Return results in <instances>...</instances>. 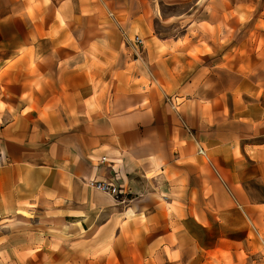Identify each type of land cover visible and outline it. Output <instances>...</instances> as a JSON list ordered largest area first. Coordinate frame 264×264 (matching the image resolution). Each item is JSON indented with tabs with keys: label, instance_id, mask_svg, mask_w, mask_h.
I'll return each instance as SVG.
<instances>
[{
	"label": "crops",
	"instance_id": "0c3cea01",
	"mask_svg": "<svg viewBox=\"0 0 264 264\" xmlns=\"http://www.w3.org/2000/svg\"><path fill=\"white\" fill-rule=\"evenodd\" d=\"M188 1L154 42L176 0H0V219L42 236L11 264H264V42L218 17L259 6Z\"/></svg>",
	"mask_w": 264,
	"mask_h": 264
},
{
	"label": "rangeland",
	"instance_id": "374dc122",
	"mask_svg": "<svg viewBox=\"0 0 264 264\" xmlns=\"http://www.w3.org/2000/svg\"><path fill=\"white\" fill-rule=\"evenodd\" d=\"M188 3V0H176V3L171 6L160 4L162 21L158 22L155 29L150 32L154 38V42H165V40H177L182 38L183 25L185 22L182 18L185 14V9L188 8ZM255 3H257L259 7L255 9L253 26L249 23H238L236 25L230 22L229 15H218L223 28L221 32L222 42H264V24L262 19L264 15L261 14L262 0H255ZM219 11H224V5L220 3V1H216V13ZM208 12L209 11H205V13ZM243 18L244 16L239 17L240 20ZM126 45L130 46V44L127 43ZM144 50L145 44L143 48H139L138 52H143ZM37 209L38 207L36 205L31 204V206H29L26 204L23 208H19V211L15 213L13 218L0 219V264H6V262L11 264V259H21L27 256L32 260H37L38 247L42 242L40 241L39 243V237L42 236H39V230L36 229ZM29 210L35 213L30 215ZM7 244H9V246H11V244H18L19 246L25 244L27 248L32 249L28 251V255L26 256L21 255L20 252H14L13 255H11V252L7 254ZM63 246L64 252H67L69 245L65 244ZM61 253L60 251L57 252L58 259Z\"/></svg>",
	"mask_w": 264,
	"mask_h": 264
},
{
	"label": "built area",
	"instance_id": "2783aa9c",
	"mask_svg": "<svg viewBox=\"0 0 264 264\" xmlns=\"http://www.w3.org/2000/svg\"><path fill=\"white\" fill-rule=\"evenodd\" d=\"M122 37L125 43L130 44L135 51H138L139 48H143L144 46V43H143L144 41L138 36H133L131 38V37H128L126 34L122 33ZM198 153L203 155V151L200 149L198 150ZM93 188L100 192L109 194L110 196L115 197V199L118 198V193L115 191V189L111 185L107 183L96 182L93 184Z\"/></svg>",
	"mask_w": 264,
	"mask_h": 264
}]
</instances>
